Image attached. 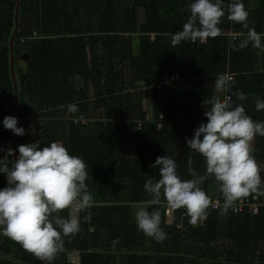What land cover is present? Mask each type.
Returning <instances> with one entry per match:
<instances>
[{
	"label": "trees",
	"instance_id": "trees-1",
	"mask_svg": "<svg viewBox=\"0 0 264 264\" xmlns=\"http://www.w3.org/2000/svg\"><path fill=\"white\" fill-rule=\"evenodd\" d=\"M192 2L0 0V149L14 153V145L58 142L88 165L93 207L60 213L78 218L80 231L64 238L63 251L52 264H187V257L210 264H264V208L252 215L221 214L210 207L207 218L192 225L181 211L168 216V207H161L160 227L167 234L162 242L136 225L134 206L150 198L143 185L149 178L159 179L158 169L150 167L157 157L173 158L183 180L192 179L189 156L192 167L204 174V159L189 151L186 138L207 122L202 101L216 94V77L231 76L235 84L226 95L233 106L242 104L253 121L264 122V110L255 108L257 98L264 100V53L259 70L251 45L239 51L230 47L242 38L237 33L246 35V28L233 24L226 13L216 38L170 46L171 34L182 30ZM232 2L224 0L225 8ZM241 2L249 28L264 33V0ZM18 5L13 56L17 127L24 135L13 141L3 119L15 111L10 41ZM237 89L245 100L233 95ZM70 104L78 111L70 113ZM252 148L264 190V137L256 136ZM6 186L0 173V189ZM201 187L213 203L223 202L214 179ZM89 213L91 220L85 222ZM0 264L48 263L0 235Z\"/></svg>",
	"mask_w": 264,
	"mask_h": 264
},
{
	"label": "clouds",
	"instance_id": "clouds-1",
	"mask_svg": "<svg viewBox=\"0 0 264 264\" xmlns=\"http://www.w3.org/2000/svg\"><path fill=\"white\" fill-rule=\"evenodd\" d=\"M187 11L189 16L182 30L171 34L172 48L182 41L196 44L216 38L221 34L219 25L227 13L229 21L247 29L246 35L237 33V38H242L230 47L239 51L251 45L257 50V56L264 53L261 43L264 33L249 28V14L241 0H234L226 8L224 0H193ZM234 84L231 76L216 77V94L202 101L207 122L194 130L192 138H186L189 151L204 159V174L192 167L191 156L187 160V171L192 179H181L175 160L166 155L157 157L150 165L158 169L159 179L145 181L143 190L150 198L135 214L137 228L144 235L157 242L167 238L160 227L161 207L184 209L192 225L206 219L213 201L201 185L209 178L214 179L222 195L221 214H226L228 209L253 193L264 195L261 169L252 148L256 136L264 137V122L253 121L242 104L233 106L231 95L226 94ZM233 95L240 101L246 99V94L239 89ZM255 108L264 110V100L257 98ZM68 111L75 113L78 108L70 104ZM17 124L13 116L3 119L5 129L23 136L24 129ZM0 151L5 152L0 156V173L7 179V186L0 189V235L19 244L37 259L52 264L56 254L63 251L64 238L80 231L78 218H62L60 213L71 209L79 214L93 207V196L86 184L88 165L82 158L70 155L58 142L45 147H40L37 141L21 144L16 149L15 159H12L11 148ZM150 206L157 207L150 212ZM84 220L90 222L91 214Z\"/></svg>",
	"mask_w": 264,
	"mask_h": 264
},
{
	"label": "built area",
	"instance_id": "built-area-1",
	"mask_svg": "<svg viewBox=\"0 0 264 264\" xmlns=\"http://www.w3.org/2000/svg\"><path fill=\"white\" fill-rule=\"evenodd\" d=\"M177 78L179 77L178 76L174 77V79H177ZM222 205H223V202H221L218 199L214 201L213 207L211 208L213 210L221 211ZM260 208H264V196L253 193L252 196H248L247 198H244L243 200L239 201L235 206L228 209L226 214H240V213L248 212L252 215H256L259 213ZM178 211L182 212L183 217L187 216L184 209L173 210L168 207L165 213L168 216H172L174 212H178Z\"/></svg>",
	"mask_w": 264,
	"mask_h": 264
},
{
	"label": "water",
	"instance_id": "water-1",
	"mask_svg": "<svg viewBox=\"0 0 264 264\" xmlns=\"http://www.w3.org/2000/svg\"><path fill=\"white\" fill-rule=\"evenodd\" d=\"M18 12H19V5L16 8V12H15V29L13 32V35L11 37V41H10V50H11V70H12V76H13V81H14V87H15V94H16V100H15V111H14V117L16 118V114H17V109H18V104H19V97H18V87H17V80H16V76H15V67H14V56H13V46H14V40L16 37V33L18 30ZM12 138L13 141L15 139V134L12 132ZM16 147L14 145V159L15 157L18 155V152H16Z\"/></svg>",
	"mask_w": 264,
	"mask_h": 264
},
{
	"label": "crops",
	"instance_id": "crops-1",
	"mask_svg": "<svg viewBox=\"0 0 264 264\" xmlns=\"http://www.w3.org/2000/svg\"><path fill=\"white\" fill-rule=\"evenodd\" d=\"M262 57H264V56H262ZM258 58H259V63H257L258 65V69L260 70V68H261V66H262V63L260 64V59L262 60V58H261V54L258 56ZM261 65V66H260ZM140 204H138L137 203V205H135L134 206V210H135V212H137L138 210H139V208L141 207V205L139 206ZM201 221V220H200ZM200 221H198V223H200ZM112 251H116L115 249H113ZM186 263L187 264H210L208 261H205V260H194L193 258H189V257H187L186 258Z\"/></svg>",
	"mask_w": 264,
	"mask_h": 264
},
{
	"label": "rangeland",
	"instance_id": "rangeland-1",
	"mask_svg": "<svg viewBox=\"0 0 264 264\" xmlns=\"http://www.w3.org/2000/svg\"><path fill=\"white\" fill-rule=\"evenodd\" d=\"M142 18H143V17H142V15L140 14V20H141ZM89 91H90L89 93H91V94L93 93V86L90 87V85H89ZM147 91H148V93H150V89H149V88H147Z\"/></svg>",
	"mask_w": 264,
	"mask_h": 264
}]
</instances>
